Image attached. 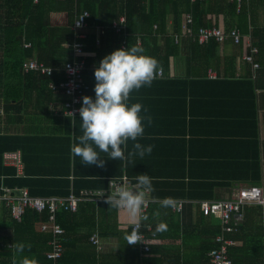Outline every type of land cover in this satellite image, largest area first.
Masks as SVG:
<instances>
[{
    "label": "trees",
    "instance_id": "1",
    "mask_svg": "<svg viewBox=\"0 0 264 264\" xmlns=\"http://www.w3.org/2000/svg\"><path fill=\"white\" fill-rule=\"evenodd\" d=\"M1 1L6 8L12 10L15 8L18 12L26 5L32 11L31 14L40 12L43 5L46 8V15L48 12L61 9L67 13L68 22L55 28L42 21H38L39 24L37 23L36 26L29 18L28 28L32 30V36L28 37L29 31L25 30V36L28 38L26 40L31 43L29 50H24L22 47L24 33L20 24L14 26L13 30L2 28L5 32L8 31V36L13 31L10 36L13 38L7 39L3 44L0 43V110L3 113V116H0V123L5 126L4 129L0 128V192L3 188L12 190L27 188L32 197L66 198L72 193L79 195L83 190H105L110 179L122 175L137 182L135 179L137 175L147 174L152 179L154 191L150 192V196L154 202L148 210L145 223L152 224L158 237L163 231L157 230L158 225L163 224L165 228L171 225L172 231L182 236L180 244L188 242L192 245L194 251L191 264L194 261L196 264H211L207 255L217 248L213 238L220 233V224L213 216H203L197 205L193 212L192 206L195 202L214 199L216 188L226 187L237 177L244 178L246 166L238 164L232 171L234 175L231 177L229 175L220 179L213 176L212 166L216 164L212 161L215 160L196 151L200 140H204V132L197 127L198 122L203 119V114L200 118L198 115L204 108L203 105L210 101L212 96L214 97L220 85H224L225 90L230 85L241 84L251 87L253 84L247 78L236 79L225 73L221 75L219 45L216 43L210 42L208 45L200 46L192 39L184 38L181 43L176 44L175 35L182 33L184 19L188 13L194 16L196 30L200 27H217L227 31L237 27L243 35L247 34L249 24L253 25V16L258 14L261 7V0H243L238 12L235 4L227 0H197L195 3L186 0H147L146 2L141 0H38L34 8H32L33 0ZM16 3L20 7H14ZM82 11L90 14V17L85 19L89 27L87 38L81 40L85 44L83 56L87 68L85 79L91 86L87 96L95 99L94 66H98L105 55L120 49L124 38L126 46L131 47L137 46V37H139V47L145 50L146 55L154 57L158 61V68L164 71L165 79L154 80L151 87L144 86L139 91H134L128 102L129 106L132 103H140L147 108L153 120L150 127L145 121L143 138H138L135 142L130 140L125 150L127 155L136 142L144 146L152 145L151 154H146L142 159L137 155L129 161H118L107 159L105 153H100L102 157H105L104 167L82 164L80 158L73 157L70 151L71 145L78 143V137L82 135L80 117L73 119L64 115L63 111L61 117L56 119L58 126L48 131L38 124L28 128L26 134L10 132L11 127L18 125V118H13V113L19 114V111H22L20 103L21 101H24V104L28 103L32 88L37 87L35 91L44 94L47 100H50L53 91L49 88V84L59 85L65 80L61 70L67 63L74 60V35L71 26L75 17ZM122 15L126 16L125 36L123 33L117 34L114 29V24ZM24 17L26 18V15ZM153 26H157V29H153ZM254 28L251 36L257 43L254 45L259 47L261 53L264 31L257 26ZM101 29L105 31L104 34H101ZM98 40L99 45H97ZM244 45L242 43L234 47H239L242 54H248L249 48ZM34 54H37L39 63L55 70L51 76H43L35 72L24 74L21 71L22 63ZM258 56L255 55L254 59L260 64ZM234 59V56L225 59L224 70L230 69ZM214 68L218 69L216 79H207V72ZM39 113L34 112L33 118L38 117ZM141 115H144L143 110ZM13 152L22 154L23 176H19L15 169L4 166L3 154ZM166 197H171L175 201H186L181 214L174 213L172 208L161 207L160 202ZM9 211L4 206L2 212H7L10 216ZM253 211L261 217L264 215V209L261 206L255 207ZM247 213L248 207H246V216ZM98 214H103L110 220L112 214L116 216L122 214L121 222L125 223L126 228L119 229L118 224L113 225L112 228L117 230L119 250L123 243L128 246L125 236L130 234L132 221L124 212L110 210L105 202H82L78 212L61 211L56 215V222L62 226L65 233L59 236L64 252L55 260L47 258V253L52 249L48 244L52 239L51 233L39 229V225L47 221V211L39 213L28 209L21 220L10 217L14 220L15 230H21L28 235L27 239H24V244H30L31 248L29 250L27 245L25 246L22 254L24 257L29 260L34 258L37 264H66L74 256L76 242L87 240L90 243L91 235L98 230ZM259 221L254 222L253 219L254 227L251 229L240 226L239 233L235 234L234 239L239 245L229 251L233 264H264V228L261 225L255 227ZM81 225L88 227L87 236L78 233ZM101 228L99 224V231ZM109 228V223H105V229ZM73 236L80 240L74 239ZM17 239L19 237L7 238L4 246L0 248V254L11 256L15 254L8 245H11L14 240L20 242ZM129 246L134 250L135 264H139L141 259L136 248ZM89 248L91 251L88 255L93 257V263H95L98 252L95 246ZM181 258L180 254L175 256L166 250L160 252L152 246L150 254L146 255L142 262L181 264Z\"/></svg>",
    "mask_w": 264,
    "mask_h": 264
},
{
    "label": "crops",
    "instance_id": "2",
    "mask_svg": "<svg viewBox=\"0 0 264 264\" xmlns=\"http://www.w3.org/2000/svg\"><path fill=\"white\" fill-rule=\"evenodd\" d=\"M36 3L33 1L32 8L36 6ZM261 3L258 14H255L252 18V23L264 31V0H261ZM14 7L17 8L20 7V5L16 3ZM45 10V5H43L40 12L31 14L32 11L25 5L24 9H19L18 12L15 8L14 10L6 8V5L0 0V43L3 44L7 39L10 40L13 38L10 37L13 31L8 36V31L5 32V29L2 28L6 27L8 30H13L14 26L20 24L22 32L24 33L22 37V47L25 44H29L30 42L29 40L27 42L26 39L28 38L25 36V30L29 31L28 37L32 36V30L28 28L29 18L35 25L38 21H42L44 24L47 23L49 26L55 28L61 27L68 22L67 13L61 11V9L48 12V15L45 14ZM24 15H26V18H23ZM169 24L170 26L172 25L171 19ZM253 25L249 24L248 33L244 34L246 40H244L243 43L246 48H249L246 46L247 37L251 39L252 45L257 44L255 43V39L251 36V31L255 29ZM88 31L89 29L87 32ZM15 37L17 38L18 36ZM29 45H31V43ZM23 49L29 50L30 48L25 49L23 47ZM243 55L239 47H234L230 42L219 46L218 56L220 60V73L222 76L223 73H225L236 79L247 78L253 85L251 87L241 84L230 85L225 90L223 88L224 85H220L218 90L214 93V97L212 96L210 101L203 105L204 108L201 109L202 111H200L198 115L200 118L201 114H203V119L198 122L197 127L204 132V140H200L196 151H198V153H203L207 158L215 160L212 161L216 164V166H212L213 176L220 179L226 178L229 175L231 177L234 175L232 171L238 164L246 166L243 175L244 178H238L236 175L237 179H230L231 181L226 187L216 188L214 191L215 197L212 200L227 199L233 187L244 186L260 187L264 196V32L263 51L259 53L258 56L260 57L258 61L261 64V68L252 72L249 68L250 66L241 60ZM232 56L235 57L233 64H231L233 69L230 67V69L226 68L224 70L223 64L225 59ZM30 59L37 61V54H34ZM209 70H213L217 77V68ZM207 79L214 80L208 77ZM36 89L37 87L31 89L32 92L29 95L27 104L21 101L20 106L22 107V111H19V114L13 113V118H18V125L15 127L13 126L14 128L11 127L10 132L26 134L28 133V128L30 129V127L38 124L42 129L48 131L49 129L55 128L54 126H58L56 125V123H58L56 119L61 117L62 111L65 115L67 97L62 91H53L51 99L47 100V96L37 93L35 91ZM40 110H42V112H40ZM34 112H40L39 116L36 117L37 119L33 118ZM0 128L4 129V124L0 123ZM216 159H219V161H216ZM206 167L207 166H205V168ZM196 205L195 202L192 206L193 212L198 206ZM258 206L264 209V204L247 206V216L245 209L244 228H253V219L254 222L261 219L255 227H260L261 225L264 228V215L261 217L257 212L253 211L254 208ZM10 216L7 212L0 213V238H2L0 248L4 246V242L7 238L13 237L14 239L15 237H19L17 240H20V242L14 240L13 243L24 244V239H27L28 236L26 232L15 230L13 225L14 220H12ZM110 218L111 220L106 218L103 214L97 215V227L102 244V251L96 252L97 259L95 263H93V257L88 255L89 251H91L89 247L93 246L87 242V240H80L76 236H73L74 239L80 240V242H76L77 246L74 250V256L66 264H135L136 259L134 258L135 253L133 248L129 245L125 246L123 243L121 250H119V243L116 237L117 230L112 228L113 225L117 226V224L119 229L126 228L124 225L125 223L121 222L123 221L122 214L119 216L112 214ZM107 222L110 226L109 229H105V223ZM99 224H101L103 228V230L101 228V231H99ZM172 229L171 225H169L168 228L162 231L160 237H158L157 234L151 248L155 246L158 251L164 252L166 250V252L169 251V254L172 253L175 256L180 254L182 257L180 260L181 264H191L194 251L192 245H189L188 242L180 244L182 242V236H180V233L176 234ZM88 232L89 229L86 225H81L78 228V233L80 235L87 236ZM120 236H122V234H120ZM188 240L190 242V239ZM11 245L9 244L8 248L14 251ZM24 245L26 246L27 244ZM17 257L18 256L14 253L12 256L9 254H0V263L13 264L14 259H20ZM166 257L167 254L165 255L164 261ZM192 264H196V261L192 262Z\"/></svg>",
    "mask_w": 264,
    "mask_h": 264
},
{
    "label": "built area",
    "instance_id": "3",
    "mask_svg": "<svg viewBox=\"0 0 264 264\" xmlns=\"http://www.w3.org/2000/svg\"><path fill=\"white\" fill-rule=\"evenodd\" d=\"M35 3L38 0H33ZM146 2L147 0H141ZM190 3H195L197 0H186ZM206 1V0H199ZM228 2L234 3L236 11L238 12L241 8L243 0H227ZM81 26L78 27L76 23L80 18ZM90 14L87 11H82L74 19L71 26L73 32L74 42V60L69 62L62 68L61 72L65 76V80L59 85L49 84V88L52 91L62 90L67 97L66 103V116L71 118L79 117V108L82 105V97L85 96L91 89V86L86 82L85 72L86 60L84 56L85 44L81 42L87 38V30L89 29L86 18H89ZM114 29L117 34L123 33L126 35V16L122 15L119 21L114 24ZM153 29H157V26H153ZM101 34H104L103 29L100 30ZM246 36H244L237 27L228 29L227 31L217 27H200L198 30L194 26V16L192 13H188L185 16L182 33L175 35L176 44L181 43V40L192 39L193 42L198 43L200 46L208 45L210 42H214L221 46L227 42L238 46L244 42ZM246 46L249 47V53L244 54L241 60L248 64L251 71L261 68V65L255 61L254 56L259 55L260 50L257 46L252 45L251 39L247 37ZM99 45V40L97 42ZM137 46H140V38L137 37ZM25 49L30 48L29 44L23 45ZM126 39L124 38L121 48H126ZM21 71L24 74L35 72L43 76H51L55 70L46 67L43 63L29 59L22 63ZM58 72V73H61ZM207 77L210 79L216 78L214 71H209ZM165 79V74L162 68H158L154 80ZM153 80V81H154ZM70 112V113H69ZM73 114V117L71 115ZM73 118V119H74ZM4 165L9 168L16 169L19 176L23 175V161L21 153H5L2 157ZM129 188L136 189L137 182L126 175L112 178L108 181V187L105 190H83L76 195L72 193L69 197H32L29 194L27 188L20 190H12L3 188L0 192V213L4 206L8 208L13 219L21 220L26 214L28 209L35 212L47 211L48 218L45 223L39 225L41 231H49L52 239L49 240V245L52 248L47 253L48 259H58L64 252V247L59 236L65 233L62 226L56 222V215L61 211L78 212L80 203L82 202H95L102 203L106 199L107 194H111L118 188ZM16 192V193H15ZM154 200L150 196V192L146 195V204L142 210V216L147 217L148 210ZM186 201L178 200L175 201V207L173 211L177 214H181ZM200 212L204 216H213L219 221L220 233L217 234L213 243L216 245V249L208 253L207 257L211 264H233L229 257V250L237 245L231 235H235L239 232L240 226L245 222V208L249 205H263L264 196L263 191L257 186H244V187H233L230 190L229 197L222 200H205L196 202ZM122 212V211H120ZM146 219H141L135 224L130 223V233L133 228L138 229L141 235V243L132 245L136 248L139 258L141 259L139 264H148L142 262V259L150 254L151 245L157 233H155L151 224L145 223ZM90 243L95 246L97 252L102 251V244L96 230L90 237Z\"/></svg>",
    "mask_w": 264,
    "mask_h": 264
},
{
    "label": "clouds",
    "instance_id": "4",
    "mask_svg": "<svg viewBox=\"0 0 264 264\" xmlns=\"http://www.w3.org/2000/svg\"><path fill=\"white\" fill-rule=\"evenodd\" d=\"M82 19L83 17L76 23L78 27L81 26ZM157 69L158 61L146 55L145 50L139 46L116 49L105 55L98 66H94L95 99L87 95L82 97V105L78 110L82 135L78 137L79 142L73 143L70 147L73 157H79L82 164L102 168L105 165V157L100 153H105L107 159L118 161H129L137 155L142 159L146 154H151L152 145L144 146L136 142L132 150L125 155L130 140L135 142L138 138H143L145 121L149 127L153 123L147 108L140 103H132L129 106L128 102L134 91H139L144 86L151 87ZM71 115L73 117L72 113ZM0 116H3L2 110ZM135 179L136 189L118 188L107 194L104 201L110 210L124 212L133 224L141 219H147L141 214L146 204L147 193L154 191L149 175L139 174ZM160 205L162 208H174L175 200L166 197ZM164 229L165 225H158V231ZM234 236L231 235L233 239ZM125 240L127 245L141 243L138 229L133 228L131 233L125 236ZM238 245L239 243L235 247ZM11 247L14 248L16 256L20 257L18 261L14 259L13 264H37L34 258L29 260L22 255L25 249L23 243H13ZM27 247L30 250L31 245Z\"/></svg>",
    "mask_w": 264,
    "mask_h": 264
}]
</instances>
